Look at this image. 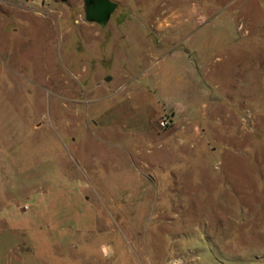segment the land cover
Instances as JSON below:
<instances>
[{"label":"rangeland","instance_id":"374dc122","mask_svg":"<svg viewBox=\"0 0 264 264\" xmlns=\"http://www.w3.org/2000/svg\"><path fill=\"white\" fill-rule=\"evenodd\" d=\"M112 1L0 0V264H264V0Z\"/></svg>","mask_w":264,"mask_h":264},{"label":"flooded vegetation","instance_id":"af4514ba","mask_svg":"<svg viewBox=\"0 0 264 264\" xmlns=\"http://www.w3.org/2000/svg\"><path fill=\"white\" fill-rule=\"evenodd\" d=\"M109 1L111 2V6L100 0H84L85 18L99 24L106 23L109 17L107 13H110L115 6L114 1Z\"/></svg>","mask_w":264,"mask_h":264},{"label":"built area","instance_id":"2783aa9c","mask_svg":"<svg viewBox=\"0 0 264 264\" xmlns=\"http://www.w3.org/2000/svg\"><path fill=\"white\" fill-rule=\"evenodd\" d=\"M167 123H168V119H167V118H162V119L160 120V124H161L162 126L166 125Z\"/></svg>","mask_w":264,"mask_h":264},{"label":"water","instance_id":"95a60500","mask_svg":"<svg viewBox=\"0 0 264 264\" xmlns=\"http://www.w3.org/2000/svg\"><path fill=\"white\" fill-rule=\"evenodd\" d=\"M100 1L111 6V2L109 0H100ZM107 16H109V13H107Z\"/></svg>","mask_w":264,"mask_h":264},{"label":"trees","instance_id":"16d2710c","mask_svg":"<svg viewBox=\"0 0 264 264\" xmlns=\"http://www.w3.org/2000/svg\"><path fill=\"white\" fill-rule=\"evenodd\" d=\"M114 5H115V3H114Z\"/></svg>","mask_w":264,"mask_h":264}]
</instances>
